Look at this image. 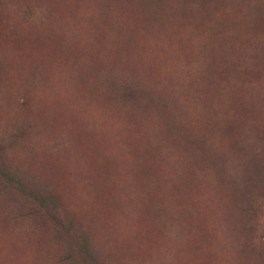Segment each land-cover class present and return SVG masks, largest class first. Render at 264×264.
<instances>
[{
	"label": "rangeland",
	"instance_id": "rangeland-1",
	"mask_svg": "<svg viewBox=\"0 0 264 264\" xmlns=\"http://www.w3.org/2000/svg\"><path fill=\"white\" fill-rule=\"evenodd\" d=\"M0 264H264V0H0Z\"/></svg>",
	"mask_w": 264,
	"mask_h": 264
},
{
	"label": "trees",
	"instance_id": "trees-1",
	"mask_svg": "<svg viewBox=\"0 0 264 264\" xmlns=\"http://www.w3.org/2000/svg\"><path fill=\"white\" fill-rule=\"evenodd\" d=\"M254 182V181H253Z\"/></svg>",
	"mask_w": 264,
	"mask_h": 264
}]
</instances>
